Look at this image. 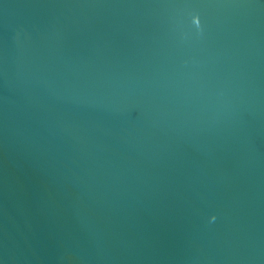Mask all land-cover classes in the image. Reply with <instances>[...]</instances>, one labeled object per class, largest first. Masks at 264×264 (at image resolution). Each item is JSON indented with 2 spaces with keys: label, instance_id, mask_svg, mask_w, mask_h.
Instances as JSON below:
<instances>
[{
  "label": "water",
  "instance_id": "1",
  "mask_svg": "<svg viewBox=\"0 0 264 264\" xmlns=\"http://www.w3.org/2000/svg\"><path fill=\"white\" fill-rule=\"evenodd\" d=\"M0 264H264V0H0Z\"/></svg>",
  "mask_w": 264,
  "mask_h": 264
},
{
  "label": "clouds",
  "instance_id": "2",
  "mask_svg": "<svg viewBox=\"0 0 264 264\" xmlns=\"http://www.w3.org/2000/svg\"><path fill=\"white\" fill-rule=\"evenodd\" d=\"M212 219H215V217H213Z\"/></svg>",
  "mask_w": 264,
  "mask_h": 264
}]
</instances>
